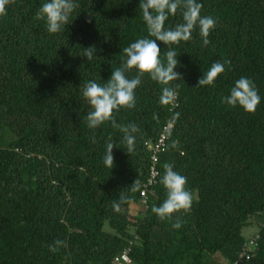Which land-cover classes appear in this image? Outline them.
Masks as SVG:
<instances>
[{"label": "trees", "instance_id": "1", "mask_svg": "<svg viewBox=\"0 0 264 264\" xmlns=\"http://www.w3.org/2000/svg\"><path fill=\"white\" fill-rule=\"evenodd\" d=\"M43 2L8 0L0 15V264H112L127 248L130 264H209L217 253L233 264L256 237L239 264H264V222L255 237L242 235L264 212V0H201V15L217 25L207 46L198 31L174 46L182 74L173 82L176 100L163 103V86L145 75L135 107L115 114L121 126L140 128L133 153L110 122L87 127L81 91L89 80L106 82L123 48L148 35L140 0H79L73 21L57 34L36 16ZM178 22L179 15L168 21ZM89 46L92 60L82 56ZM168 47L161 44L162 56ZM225 61L213 84L197 87L214 62ZM240 76L262 97L254 112L221 103ZM169 123L159 175L143 204L151 158L145 144ZM109 138L116 145L112 169L103 163ZM165 163L187 177L193 204L162 221L151 207L165 199ZM121 191L129 199L115 211ZM177 216L184 223L173 229ZM156 230L167 235L154 239ZM57 239L66 247L50 253Z\"/></svg>", "mask_w": 264, "mask_h": 264}, {"label": "clouds", "instance_id": "2", "mask_svg": "<svg viewBox=\"0 0 264 264\" xmlns=\"http://www.w3.org/2000/svg\"><path fill=\"white\" fill-rule=\"evenodd\" d=\"M8 0H0V15L6 14ZM79 0H44L36 12V16L44 21L46 31L50 34L65 32L66 26L73 20L72 16L79 8ZM203 4L201 0H140L139 8L145 21L148 35L137 38L123 48L122 63L111 72L109 79L103 83L96 80L87 81L81 91V96L89 106L85 116L87 127L98 129L105 122H110L114 128L120 129L122 139L127 147V153H133L140 128L135 123L121 126L116 120V113L121 109H133L136 104L135 91L146 75L151 80L162 85L161 101L173 103L178 92L173 82L181 81L182 74L175 69L179 65L178 55L174 46L192 40L193 32L198 31L201 46L210 43L209 35L217 25V19L210 15H201ZM179 15L180 22L168 23L173 16ZM161 44L168 50L161 55ZM83 57L92 60L94 48H83ZM228 61L214 62L197 82V87L211 85L216 78L225 72ZM135 70L134 76L128 73ZM262 97L254 81L248 76H240L230 87L228 94L221 97V103L229 108H239L244 112H254L261 103ZM155 118V117H154ZM115 143L106 142L103 163L112 169L113 147ZM165 190V199L159 205H153L151 212L164 221L172 220L176 213H187L193 204V194L186 187L187 177L176 171L171 163L163 164V174L159 181ZM132 191L136 189L133 185ZM129 197L120 192L113 208L119 211L121 205ZM184 223L178 216L171 224L173 229H180ZM48 251L56 253L66 247V241L57 239L49 244Z\"/></svg>", "mask_w": 264, "mask_h": 264}, {"label": "built area", "instance_id": "3", "mask_svg": "<svg viewBox=\"0 0 264 264\" xmlns=\"http://www.w3.org/2000/svg\"><path fill=\"white\" fill-rule=\"evenodd\" d=\"M172 127V124L169 123L165 128L163 133L160 135L159 139L155 142H147L145 145L147 149L151 152V158H150V167H149V175L146 180V182L142 185V190L140 192V196L142 199V203L146 204L149 194L151 193L152 186L156 183V180L158 178V169H157V162H158V156L161 152L164 151L168 135L167 132ZM256 238H253L249 240L245 245L242 247V251L239 254L238 259L233 264H239L245 259H249L252 252L256 248ZM130 249L127 248L123 250L119 255H117L114 259L112 264H130L131 259L129 256Z\"/></svg>", "mask_w": 264, "mask_h": 264}, {"label": "rangeland", "instance_id": "4", "mask_svg": "<svg viewBox=\"0 0 264 264\" xmlns=\"http://www.w3.org/2000/svg\"><path fill=\"white\" fill-rule=\"evenodd\" d=\"M131 214L132 215H136L140 210L137 209L136 207L132 206L131 208ZM264 222V212L261 213V214H257L256 216L254 217H251L249 219V224L247 227H245L242 231V235L243 237L246 239V240H249L253 237H255L259 230H260V227L262 225V223ZM105 230L106 231H111V229L106 225L105 226ZM130 231L133 232V229L130 228ZM167 235V232H162V231H159V230H156L154 233H153V238L154 239H158L160 238L161 236L165 237ZM211 264H227V261L222 257L221 254L217 253L216 255H214L212 258H211V261H210Z\"/></svg>", "mask_w": 264, "mask_h": 264}, {"label": "crops", "instance_id": "5", "mask_svg": "<svg viewBox=\"0 0 264 264\" xmlns=\"http://www.w3.org/2000/svg\"><path fill=\"white\" fill-rule=\"evenodd\" d=\"M209 264H211V263H209ZM218 264V263H217ZM227 264H229L228 262H227Z\"/></svg>", "mask_w": 264, "mask_h": 264}]
</instances>
